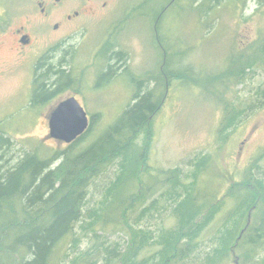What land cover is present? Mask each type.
Segmentation results:
<instances>
[{
	"label": "rangeland",
	"instance_id": "rangeland-1",
	"mask_svg": "<svg viewBox=\"0 0 264 264\" xmlns=\"http://www.w3.org/2000/svg\"><path fill=\"white\" fill-rule=\"evenodd\" d=\"M35 1L0 0V135L8 139L0 144V166L13 167L31 153L60 163L65 150L96 141L137 92L163 98L135 140L134 150L144 147L151 173L121 184L118 195L124 161L117 158L91 180L69 256L89 252L105 264L129 246L130 227L151 232L156 243L161 231L177 226L173 210L197 180L196 194L209 201L199 220L208 219L194 252L180 264H238L236 252L220 260L216 249L229 229L253 224L263 214L260 203L237 207L230 193L247 169L264 179V59L245 69L238 84L226 86L214 76L235 68L236 57L264 58L252 48L264 38V0H108L110 6L85 19L84 32L67 42L74 46L62 57L50 46L41 54L40 47L27 55L14 50L11 32L26 23ZM179 70L191 76L161 81L164 72ZM42 81L49 93L34 96ZM71 95L85 107L92 129L68 144L49 136V121ZM226 102L237 103L242 117L224 131ZM175 169L186 185L177 190L167 180ZM255 258L264 264V243Z\"/></svg>",
	"mask_w": 264,
	"mask_h": 264
},
{
	"label": "trees",
	"instance_id": "trees-1",
	"mask_svg": "<svg viewBox=\"0 0 264 264\" xmlns=\"http://www.w3.org/2000/svg\"><path fill=\"white\" fill-rule=\"evenodd\" d=\"M235 1L236 4L240 3V0ZM202 5L205 6V3ZM252 48L264 54V38ZM245 57H236L235 68L229 67L214 77L226 86L228 81L236 80L238 84L245 69L264 59L254 54ZM184 72H164L161 81L166 76L176 80L191 76ZM154 97L152 91L143 95L137 92L134 103L96 141L82 150H65L60 163L54 162L53 158L47 159L38 153H31L13 167L8 164L0 166V264H99V257H93L89 252L70 257L67 248L77 242L73 234L82 217L87 188L106 166L117 158L124 161L115 188L118 195L122 193L117 191L121 184L125 185V182L132 179L136 182L144 173H151L145 170L144 147L138 153L134 147L141 129L159 111L162 95L156 99ZM238 106L237 103L226 102L222 122L224 131L237 125L241 119ZM91 129L92 122L74 143L81 141ZM3 138L0 135V144L8 141ZM250 170L241 174V182H236L230 195L236 196L237 207L246 205L244 208L252 209L260 203L263 214L257 222L240 225L225 233L221 247L216 249L220 260L236 252L238 264H257L255 257L264 243V179L252 176ZM167 180L175 190L186 186L177 169L168 172ZM196 181L191 188L186 187L187 194L173 210L178 219L176 227L161 231L156 243L151 242L154 239L151 232L128 227L126 233L130 236L129 246L117 256L107 259L105 264H180L187 259L194 252L197 239L208 219L199 220L209 201L205 199L206 196L196 194ZM177 196H181V193L178 192ZM131 199L133 203L134 197ZM127 214L125 210L120 221L122 224L124 222L123 225H126Z\"/></svg>",
	"mask_w": 264,
	"mask_h": 264
},
{
	"label": "flooded vegetation",
	"instance_id": "flooded-vegetation-1",
	"mask_svg": "<svg viewBox=\"0 0 264 264\" xmlns=\"http://www.w3.org/2000/svg\"><path fill=\"white\" fill-rule=\"evenodd\" d=\"M167 1L171 4L176 0ZM109 4L108 0H36L27 12L26 23L11 32L16 43L14 50L20 55H27L29 50L40 47L38 54H41L50 46V50L58 53L57 57H62L68 48L74 46L67 42L80 31L84 32L85 19L95 15L98 10L107 8ZM42 39L45 43L40 45ZM61 72L64 70L53 71L57 76ZM34 82H37V77ZM52 84L55 86L56 82ZM49 86L47 82L38 83L34 96L46 92L44 90Z\"/></svg>",
	"mask_w": 264,
	"mask_h": 264
},
{
	"label": "water",
	"instance_id": "water-1",
	"mask_svg": "<svg viewBox=\"0 0 264 264\" xmlns=\"http://www.w3.org/2000/svg\"><path fill=\"white\" fill-rule=\"evenodd\" d=\"M91 125V118L76 96L62 100L52 111L50 137L68 144L76 141Z\"/></svg>",
	"mask_w": 264,
	"mask_h": 264
}]
</instances>
